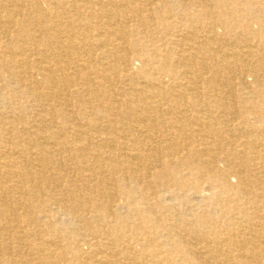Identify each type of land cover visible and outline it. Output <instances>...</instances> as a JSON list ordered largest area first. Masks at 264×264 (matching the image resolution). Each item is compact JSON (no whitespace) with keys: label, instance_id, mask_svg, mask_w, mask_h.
<instances>
[{"label":"bare ground","instance_id":"obj_1","mask_svg":"<svg viewBox=\"0 0 264 264\" xmlns=\"http://www.w3.org/2000/svg\"><path fill=\"white\" fill-rule=\"evenodd\" d=\"M0 264H264V0H0Z\"/></svg>","mask_w":264,"mask_h":264}]
</instances>
